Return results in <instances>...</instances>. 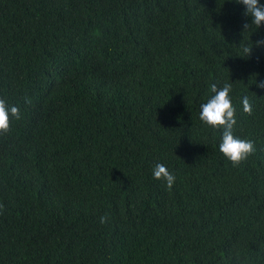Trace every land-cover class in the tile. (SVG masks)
Instances as JSON below:
<instances>
[{"label":"trees","instance_id":"1","mask_svg":"<svg viewBox=\"0 0 264 264\" xmlns=\"http://www.w3.org/2000/svg\"><path fill=\"white\" fill-rule=\"evenodd\" d=\"M251 22L235 0H0V98L21 113L0 134V264H264ZM225 83L255 145L239 166L199 118Z\"/></svg>","mask_w":264,"mask_h":264},{"label":"clouds","instance_id":"2","mask_svg":"<svg viewBox=\"0 0 264 264\" xmlns=\"http://www.w3.org/2000/svg\"><path fill=\"white\" fill-rule=\"evenodd\" d=\"M236 3L245 6V15L252 18L251 24L257 28L264 25V5L259 3V0H235ZM249 25H245L247 29ZM255 46H264V39L255 42ZM252 48H244V52L250 55ZM256 87L264 89V81L257 82ZM232 85L225 83L222 88H218L216 84L211 85V92L214 95L204 104L201 105L199 114L200 120L208 127L213 129H222V143L220 151L230 160L234 166L239 164L255 152L253 141L240 139L234 136L233 129L237 121L235 119V108L230 98ZM27 102H31L28 100ZM243 111L248 115L253 112L252 103L249 98H243ZM12 118L19 120L21 113L18 107H9L7 102L0 98V134H6L10 131V121ZM153 177L163 181L169 190L175 183V176L170 173L167 167L162 163H157L153 168ZM110 217L105 215L100 218L102 225L107 224Z\"/></svg>","mask_w":264,"mask_h":264}]
</instances>
